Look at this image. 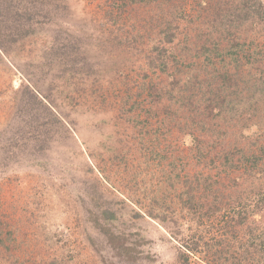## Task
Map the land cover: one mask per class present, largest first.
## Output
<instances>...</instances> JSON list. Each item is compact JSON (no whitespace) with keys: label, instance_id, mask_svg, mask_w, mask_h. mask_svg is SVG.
Instances as JSON below:
<instances>
[{"label":"rangeland","instance_id":"obj_1","mask_svg":"<svg viewBox=\"0 0 264 264\" xmlns=\"http://www.w3.org/2000/svg\"><path fill=\"white\" fill-rule=\"evenodd\" d=\"M171 1L7 0L8 11L29 6L37 20L33 33L16 38L9 36H17L11 28L20 22L16 16L13 26L0 23V264H180L179 226L168 228L169 223L145 212L166 213V205L177 204L179 183L171 188L167 178L181 169L179 105L186 101L199 106L201 118L210 122L204 105L214 107L215 97L222 98L216 96L219 73L199 65L204 57L196 55L192 44L205 43L208 49L216 41L224 45L238 34V25L230 29L216 20L214 10L206 15L192 0L185 5L189 12L183 20L179 0ZM165 21L177 37L165 54L168 70L161 71L149 68L147 58L156 55L152 47L162 38L157 32ZM248 28L240 27L241 37L262 49V72L257 75L264 80V28L245 33ZM183 52L189 58L180 59ZM242 62L238 74L231 73V80L239 82L236 91L241 94L230 88L239 106L244 105L239 100L250 97L242 87L255 75ZM194 63H199L195 72L199 70L201 86L212 81L211 94L203 96L183 83L160 102L151 97L154 88L163 89V95L170 91L172 78L195 77L188 72ZM251 98L250 121L225 112L214 120V127L225 134L224 143L229 141L230 148L238 144L235 151L250 152L254 141L264 147V97ZM237 104L224 102L221 110ZM242 131L249 138L241 139ZM200 168L193 162L185 167L191 172ZM102 209L117 216L108 226L122 233L119 243L124 247L135 244V259L116 254L92 228V215ZM175 212L178 217L179 210ZM222 225L189 221L180 229L186 237L202 234L210 243L223 236ZM200 260L195 254L190 263Z\"/></svg>","mask_w":264,"mask_h":264},{"label":"trees","instance_id":"obj_2","mask_svg":"<svg viewBox=\"0 0 264 264\" xmlns=\"http://www.w3.org/2000/svg\"><path fill=\"white\" fill-rule=\"evenodd\" d=\"M159 1L165 4L172 2L171 0H155V2ZM192 1L201 6L202 11L206 15L210 9L214 10L216 12V20L224 21V23H221L223 25L229 24L228 27L230 29L236 23L238 25L236 33L238 34H229L228 36L231 37L233 35V37L227 39L224 45L216 41L214 46L211 47L212 49H208L205 43L202 45L192 44L194 51H197L196 55L200 53L204 57V62L202 64H190L189 68L191 70L188 72H195L198 64L200 66L204 65V67L210 65L213 71L220 75L215 86L219 89V94L216 96L221 95L222 98L215 97L214 101L217 104L214 107L211 104L204 105L206 116L209 117L210 122L201 118L204 113H200L199 106L191 107L193 104L186 101L179 105V125L176 124V126L179 129V134H181L180 142L182 145L179 147V168L181 169H179V174L174 178H167V183L171 188H174L175 184L179 183V193L174 195V198H177V204L176 206L172 204L166 205V213L160 211L161 213L154 214L152 213L154 209H149L145 214L152 218L166 221L170 224L168 228L179 226V241L183 244L177 255V260L180 264H191L190 258L195 256V254L200 256V264H264V147L258 144L259 141H254L252 145L249 144L250 152H244L242 149L237 148L238 144L235 145L237 146L235 151V146L230 148L229 141L227 144L224 143V132H221L220 129L218 131L214 127L216 116L222 112L230 113V116L238 120L250 121L249 112L252 111L251 100H253L251 97L256 94L264 97V80H261V75H257L262 72L259 68L261 65L258 63L259 56L263 55L262 49L257 44H254L253 40L247 42V38H242L240 29V27L248 26L249 28L245 30V33H248L259 27L261 29L264 28V6L260 0H229L225 4L221 0ZM187 2L189 0H179V10L182 13L179 14V18L183 20H185V15L189 12L185 6ZM228 3L229 7H225ZM6 4L7 0H0V23L13 26V23L15 24L13 16H16L15 21H20L14 25L15 27H11L17 36H13V34L9 36L16 38L33 33L37 19L33 20L31 12L35 9L29 8V6L22 9L19 6V9L11 11V13L7 10ZM173 8L176 9V6ZM22 13L25 15L24 21ZM109 15H113V13L110 12ZM171 16L172 13L170 11L169 17ZM231 16H233L232 19H230ZM242 21L246 24L242 25ZM161 24H164V28L157 33L162 38L154 43L152 51L156 55L155 57L147 58V65L152 69L159 68L161 71H167L169 58H165V54L167 49H172L177 35L170 31L171 23L169 21ZM201 37L202 35L199 38ZM126 41L129 42L130 39L127 38ZM188 42V37L185 35V47L187 51H191L188 48ZM187 57L189 58V55L186 52L179 54L180 59L184 60ZM213 58H215V61L212 60ZM171 59L176 65L180 63V59L175 61L173 56ZM243 60L254 68L253 82L256 83L247 82L242 87V89L246 88L250 97L246 98L247 100H239L238 102L241 101V104H244L239 106L233 99V94H241L236 91L239 82L231 80V73L234 70L238 74L239 69L244 65ZM219 65L221 67L217 69ZM179 72H181L180 69ZM195 73L196 76L192 79L189 76H186L185 79L183 78L182 81L181 78H172V89L167 91L165 95L162 94L163 89L151 86L150 88H154L151 97L160 102L163 98L171 96V91L174 89L173 86L176 84L180 86L183 83L185 87L192 84L194 89L200 90L203 96L211 94L212 81L207 79V84L203 88L201 86L202 81L198 79L199 70H196ZM257 81L260 83H257ZM242 82L240 81L241 84H243ZM225 84L228 85L227 88L224 86ZM223 88L228 89L224 94L222 93L224 91ZM230 88L237 93L231 91ZM209 100L210 97H207L208 102ZM227 101L237 104V106H230L227 112L221 110L224 102ZM241 110L242 112H240ZM242 130H246V127H242ZM239 136L241 139L249 138L245 131L240 132ZM243 146L246 147V144H243ZM253 148L255 149L253 150ZM171 149L172 147L169 146L166 152L171 151ZM191 162H193V167L198 165L201 168L192 170V172L186 171L185 167L190 165ZM256 181L260 183L258 186ZM256 188H259V190H256ZM168 196L171 197V194L169 193ZM168 208L169 211L167 212ZM177 210H179V220L175 212ZM116 218L117 216L110 209H102L100 213L92 215V228L97 230L98 233H102L101 236H103L104 241L110 247L112 246L111 249L116 254L125 258L135 259V247L133 246L135 244L128 246L129 244L126 245L125 241L124 247L123 243H119V241L123 240L122 233L120 234L118 230L114 231L108 226V223L116 220ZM189 221L202 225L204 221L210 223L222 222L223 225L220 230L221 228L224 229L221 231L223 236L220 238L213 237L210 243L204 240L202 234L198 235L199 237L197 238L193 234L186 237L182 235L180 227L182 222ZM180 235L183 236L182 239ZM136 245L140 244L136 243Z\"/></svg>","mask_w":264,"mask_h":264}]
</instances>
